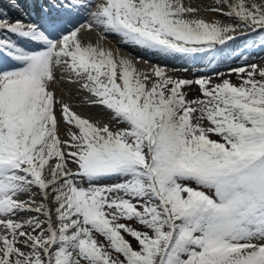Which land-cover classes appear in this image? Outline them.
Segmentation results:
<instances>
[{"label":"snow or ice","instance_id":"obj_1","mask_svg":"<svg viewBox=\"0 0 264 264\" xmlns=\"http://www.w3.org/2000/svg\"><path fill=\"white\" fill-rule=\"evenodd\" d=\"M31 4L38 19L0 11L16 38H0V264H264V69L177 79L103 43L212 64L240 38L264 48V0L205 4L216 19L184 0ZM65 83L123 127L74 112Z\"/></svg>","mask_w":264,"mask_h":264},{"label":"bare ground","instance_id":"obj_2","mask_svg":"<svg viewBox=\"0 0 264 264\" xmlns=\"http://www.w3.org/2000/svg\"><path fill=\"white\" fill-rule=\"evenodd\" d=\"M184 2L186 6L191 5L193 7L200 8V15L204 16L207 19H216L219 15L218 13H211L210 11L204 10L205 4L219 6V0H184ZM83 39L86 43L91 42L94 44L98 39V36L95 32L84 33ZM103 43L106 47L110 48L114 54L127 56L129 53H131L133 59L137 56L141 57V62L136 65L137 68L141 71L149 72L151 70L152 65L155 64H159L165 69H175V67H179V65H177L176 59L174 58H162L160 56L152 55L147 52L141 51L137 48L124 45L120 43L119 38L115 36L110 37ZM144 61H148V63H144ZM63 88L67 91L61 92L60 88H57L56 94L58 97H61L66 103H68L74 112H76L83 118L91 120L93 123H98L101 126L107 123L110 127H112L111 121L113 120H111L110 118V113L100 105L89 104V94L87 92L78 90L79 85L65 83L63 84ZM67 92H71V96H69ZM61 138H66L64 136L63 131L61 132Z\"/></svg>","mask_w":264,"mask_h":264},{"label":"rangeland","instance_id":"obj_3","mask_svg":"<svg viewBox=\"0 0 264 264\" xmlns=\"http://www.w3.org/2000/svg\"><path fill=\"white\" fill-rule=\"evenodd\" d=\"M7 3V0H4ZM249 38H240L235 43H232L231 48L237 47L240 44H242V41H245ZM249 44L247 46H242L241 50L238 51L237 54H231L226 59L223 60H217L216 62L212 64H208L207 62H204L203 64H197V65H191L184 69L183 71H177L171 73V76L177 79H188V80H196L200 78H211V81L213 84L221 82L223 79H230L232 83L238 84L239 80L237 75L232 74L229 75V73L232 72L233 69L236 68H245L249 69L250 65H257V70L264 69V48L259 47V36H252L249 39ZM237 45V46H236ZM245 53L248 54V56L245 55ZM243 57V59H242ZM178 69H181L179 67ZM223 74V75H219ZM259 78V77H257ZM185 92L188 93V99L196 98L198 93V86L195 84L191 85L188 88L184 89ZM112 122V129L113 131L118 130L119 128L123 127V125L118 124L116 121ZM215 139L216 137H212ZM116 180H106L105 183H115ZM99 243H105L103 238L97 236L96 237ZM115 255V254H113Z\"/></svg>","mask_w":264,"mask_h":264}]
</instances>
